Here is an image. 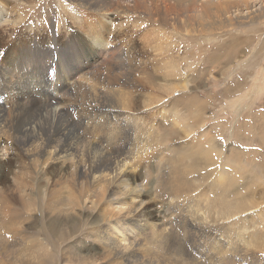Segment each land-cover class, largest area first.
Segmentation results:
<instances>
[{
  "label": "rangeland",
  "instance_id": "374dc122",
  "mask_svg": "<svg viewBox=\"0 0 264 264\" xmlns=\"http://www.w3.org/2000/svg\"><path fill=\"white\" fill-rule=\"evenodd\" d=\"M83 1L26 0V10H19L12 0H2L5 11L13 13L14 17L25 14L24 29L12 27V35L3 34L0 26L1 66L9 71L6 80L24 90L23 94H16L15 90L3 93L8 106L0 108L6 117L0 119V127L12 119V107L31 100L32 97H27V87L42 75L32 68L41 69L50 60L49 74L56 73L59 77L56 93L75 106L70 115V142L76 143L82 152L91 151V142L78 143V138L91 139L93 136L101 137L99 152L119 148L116 142L124 147L125 152L122 151L120 157L128 162L136 161V166L128 173L130 181L141 182L143 178L148 188L151 202L145 213L147 220L155 219L150 210L156 203L151 188L158 185L155 184L158 177L175 175L187 186L199 188L205 195L191 201L194 191L187 192L190 198L184 194L182 211L186 208L188 211L180 214L206 222L203 215L207 214L210 220L219 209L214 199L216 195L223 198L234 187L243 197L253 191L248 202L257 204L256 209L246 213L243 212L246 206L239 208L234 227L220 225L222 229L218 227L212 235L196 230L195 234L185 237V249L191 255L207 252L215 255L212 246L216 239L221 241L222 238H230L237 252H245L248 245L243 236L252 231L253 224L258 226L262 217H258L257 212L264 207V17H256V23L249 24L245 20L244 26L220 30L219 23L214 24L216 17L213 15L208 14V18L202 20L201 10L184 11L187 4L194 2L196 5L199 0H186L189 3L184 0H107L103 12L113 15L102 21L85 3L101 2L103 5L105 0ZM246 1L253 0H218L212 5L250 4ZM170 6L171 19L166 21V8ZM94 7L95 4L90 6ZM29 24L33 28L31 33L25 28ZM210 24L215 26L217 33L214 29L209 31ZM36 43L48 53L36 61L26 62L22 77L18 76L12 68L15 63L11 52L15 50V54L21 48L31 50L30 46ZM78 63H85V67L81 73L68 78L65 71ZM172 72L177 75H170ZM115 75L127 83L123 82L120 93L106 89L105 96L93 95L89 86L101 89L105 78ZM77 79L79 83L75 82ZM174 84L176 90L171 88ZM13 98L16 103L11 105ZM34 99L40 100V97L34 96ZM117 99L138 116L137 121L118 117L113 126L102 120L113 113L110 108L118 103ZM89 101L97 105H90L91 109ZM45 127L43 124L36 130L42 134ZM40 141V146L49 149V141L44 136ZM7 145L13 152L12 141ZM209 146L219 151L213 154L212 160L225 167L222 184L213 182L217 165L214 169L200 158L202 149L209 150ZM194 158L196 160L192 161ZM26 162L25 155L16 161L8 159L7 155L0 157L1 190L12 193L10 187L14 185L15 173L11 169L15 164L22 167ZM45 165L49 167L43 174L40 168ZM206 169L214 170L212 173ZM58 170L57 164L47 163L38 166L36 171L27 172L33 194L30 209L25 208L16 195H8L15 201L5 211V226L0 224V264H91L101 251L87 234L103 224L100 206L91 199L83 204L85 198L79 195L80 187L84 186L81 183L74 188L69 184L61 186L68 175ZM202 176H206L205 181L198 185ZM47 177L50 182L45 192L42 179ZM52 188L58 189L56 194L50 191ZM75 189L78 205L74 201ZM48 202L58 210L70 203V209L66 213L52 214L47 208ZM210 203L216 207L209 206ZM238 223L247 226L248 232L244 227L241 233ZM52 224L56 228L54 233L49 231ZM210 229L207 227L208 232ZM113 230L121 245H127L129 235L130 239H136L132 231L126 232L128 236L125 237ZM258 231L264 235V227L259 225ZM24 241L29 242L27 247L32 254L26 252ZM143 243L146 246L143 253L154 264L175 263L171 257L163 255L168 243L156 238ZM218 258L216 264L222 262ZM242 264H264V247L244 255Z\"/></svg>",
  "mask_w": 264,
  "mask_h": 264
},
{
  "label": "bare ground",
  "instance_id": "6f19581e",
  "mask_svg": "<svg viewBox=\"0 0 264 264\" xmlns=\"http://www.w3.org/2000/svg\"><path fill=\"white\" fill-rule=\"evenodd\" d=\"M187 1L184 0L185 3H189ZM216 1L218 0H199V4L196 5L192 2L191 4H187L184 11L188 9L192 11L201 10V13L204 15V17H201L202 20H204L208 14L213 15V17H216L214 24L219 23L221 26V28H219L220 30H229L231 28L241 27L242 25L244 26L242 22H245V20L246 22H250L249 24L256 23V17H264V0H253L254 2L246 1L250 4L243 3L235 6L212 5L216 3ZM12 2L19 10H26V0H12ZM83 3H85V0ZM106 3L107 0L104 1L103 5H101V2L90 3L89 1L85 4H87L88 8L94 11L96 13L95 15L102 21H106L109 19V15H113L112 12H103L105 10L103 7ZM93 4H95L96 7L90 8ZM66 8L69 9L68 6ZM5 9L6 7H4L2 0H0V26L2 28V33L5 35H12V27L21 28L22 26L21 29H24L23 15L25 14L19 13L14 17L13 13L7 12ZM170 10L171 6L166 8V21H170L171 19L169 18ZM98 22L100 23V21ZM208 27L209 31L213 29L216 31L214 28L215 26L212 27L210 24ZM25 28L28 32H32L31 30L33 28L30 24ZM174 40L175 39L172 40L173 43ZM106 44L107 43L103 45ZM30 49L31 50L26 51L21 48L15 54H13L15 50L11 52V59L15 63L12 68L18 76L21 75V72H24L23 66L26 62H33L41 58L43 55L45 56L46 50L38 47L37 43L33 46L31 45ZM1 58L0 55V108L8 106L4 94H8V91L14 90L16 94H23L24 90L22 86H18L6 80V75L9 71H6L4 67L1 66ZM51 65L52 62L47 60V64L44 65L45 67L43 66L41 69L32 68L35 72H42V75L35 81L31 82L27 87L29 92L27 97H32L31 100L25 101L24 103L18 102L17 104L19 105L12 107V119L9 118V121L5 122L0 127V157L7 155L8 159L10 158L16 161L25 155V158L27 159V162L23 164L22 167L15 164L11 169V171L15 173L14 185L10 187L12 193L4 191L5 189H0V224L5 226V211L9 210L13 205L12 202L15 201L12 196H8L9 194L16 195L17 199L22 200L23 206L30 209L32 206L33 194L31 192L32 186L27 179L26 174L28 171L38 170V166L41 164L50 163L51 165L57 164V168L59 169L58 172L60 174L64 173L68 175L61 186L69 184L74 188L76 184L81 183L84 186L80 187L79 195L82 196V198H85L83 204L90 202L89 199H91L95 205L100 206L99 212L103 219V224L98 226L97 229H91L87 233L88 236H91L95 240L101 250L96 254V258L91 264H154L146 257V254L143 253L146 252V246L143 241L155 238L160 242L168 243V248L165 249L163 255L171 257L175 261L174 264H216L218 258L217 255L219 254H221V257H219L218 260H221L222 262H220L223 264H242L244 255L249 254L251 250L258 247H264V235H261V232L258 231L259 225L260 228L264 227V207H261L257 212V216L262 217L259 219L258 226L253 224L252 231L246 236H243L248 245L245 252H237L233 248L230 238H222L221 241L216 239L214 243L215 246H212V248L216 250V254H213L212 256L208 255V252L203 253L204 255H191V253L186 250L187 248L185 249V237L190 233L195 234L197 230V233L199 232L202 234L203 230L206 231L208 235H212L214 232L213 230H217L220 225L224 226L225 224L231 229L234 225L233 222H238V216H236V214L238 213L239 208L246 206L243 210V212L247 211L246 213H249L248 210H250V212L254 211L257 204L248 202L253 195V191H249L246 194V197H243L240 190L234 187L230 191H227L223 198L216 195L214 199L219 209L211 215L212 218L210 220H208V216H206L207 214L203 215L207 220L206 222L198 220L199 218L195 220V218L191 219L183 217L180 214L187 213L188 211L187 208H184L185 210L182 211L183 201L185 199L184 194L187 196L189 194L187 192L194 191V195H192L193 199L191 201L197 199L201 195H205L199 188L196 189L187 186L182 182L180 177L175 175H169L165 178L158 177L155 179V184L158 185H153L151 188L154 192L153 199L156 200V203L150 210L153 211V217L155 219L153 221L147 220V218H145V213L148 211V204L151 202L148 200V188L143 178L141 182L130 181L128 173L131 168L136 166V161L131 160V162H128L120 157L122 151L125 152L124 147L116 142L115 146L119 148L114 150L106 149L103 152H99L98 150L101 147V144L99 143L101 137L93 136L91 139L87 138L80 140L78 138V143L91 142V151L82 152L81 148L78 147L76 143L70 142V139L72 138V131L70 128L72 122L70 115H72L75 106L72 104L71 106L69 103L65 102L66 99L64 100L59 93H56V83L58 84L59 77L56 73L52 76L50 75L51 73L49 74L52 68ZM84 67L85 63H78L73 65L69 71L65 72L68 78H70L76 73H81ZM173 74L177 75L175 72H172L170 75ZM20 77H22V75ZM75 82L79 83L80 80L77 79ZM123 82L124 84H127L126 81H121L118 76L115 75L113 77H106L104 83H102L103 87L101 86V89L95 86L89 87L94 96L99 94L105 96L107 93H105L106 89L120 93ZM182 87L183 86H180V88ZM171 88L172 90H176V84L172 85ZM172 93H174V91ZM34 96L40 97V100H35ZM117 102L118 103L114 107L110 108V111H113V113L110 112L109 116L102 117L103 121L114 126L117 123L118 117L124 116L128 121L131 119L134 121L138 120V116L134 112L128 111V108L124 103H121L118 99ZM15 103L16 99L13 98L11 100V105H14ZM88 104L91 109H93V107L90 105H97L95 103L90 104V101ZM119 112L123 115H118ZM7 114H9L8 111ZM0 119H6L5 114H3L1 110ZM43 124H45L46 127L41 134L37 132L36 127H41ZM186 128L187 125L184 124L185 132H187ZM43 136L45 140L49 141V149L40 146V138ZM136 136L137 134L135 133V138ZM131 140L133 139L131 138ZM10 141H12L14 146V148H12L13 152L9 151V146L7 145V142ZM209 147L211 148L209 150H207L206 147L202 149L200 158H204L206 161L204 163L212 164L215 169L217 164L212 158L213 154L219 153V151H216L212 146ZM200 149L201 146L199 150ZM10 153H13L14 155L9 156ZM191 160L195 161L196 158ZM48 167V165H45L40 168L41 172L43 173ZM214 169L206 170L212 172ZM217 169H215L217 170L216 172L215 170L213 171L215 173V175H213L214 179H216V181L213 182L214 184H222L225 180L223 176L225 167L217 165ZM205 178L206 176H202L200 181H197V183H199L198 185H201V182H204ZM42 180L45 181L44 191L46 192L50 178L47 177ZM50 191H54L56 194L58 189L52 188ZM4 192H7V194ZM76 194H78L77 191L74 194V201L75 204L78 205V196H76ZM190 197L191 196L188 198ZM209 206L216 207L213 203H210ZM69 207L70 203H65L62 205V208H59V211L58 208L53 209L51 203H47V208L52 210V214L57 212L66 213L68 212V209H70ZM203 214L205 213L203 212ZM242 215L243 214L240 213V216ZM204 218H202V220H204ZM198 226L202 228L198 229ZM207 227L211 228L209 232L207 231ZM222 227H219V229H222ZM244 227V224H239L241 233L244 230ZM245 228L248 232V227L246 226ZM113 229H116L117 232H121L125 237L128 236L126 232L132 231L136 239H130L131 236L129 235V242L127 245H121L118 240L119 237ZM235 229L239 231L236 227ZM111 230L113 233L110 232ZM49 231L51 233L56 231L54 224L51 225ZM225 231L227 232L228 229ZM24 242L26 252L32 254L33 252L29 251V247H27L29 242ZM73 253L77 252L74 251ZM168 264L172 263L168 262Z\"/></svg>",
  "mask_w": 264,
  "mask_h": 264
}]
</instances>
